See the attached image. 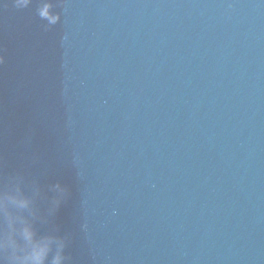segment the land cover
<instances>
[{"label": "water", "instance_id": "obj_1", "mask_svg": "<svg viewBox=\"0 0 264 264\" xmlns=\"http://www.w3.org/2000/svg\"><path fill=\"white\" fill-rule=\"evenodd\" d=\"M61 187L67 264H264V0H84Z\"/></svg>", "mask_w": 264, "mask_h": 264}, {"label": "clouds", "instance_id": "obj_2", "mask_svg": "<svg viewBox=\"0 0 264 264\" xmlns=\"http://www.w3.org/2000/svg\"><path fill=\"white\" fill-rule=\"evenodd\" d=\"M50 191L53 195L45 197L23 175L10 177L0 188V264H67L65 238L54 227L46 231L39 227L50 223L65 195L59 184ZM45 198L48 208L42 212L38 205Z\"/></svg>", "mask_w": 264, "mask_h": 264}]
</instances>
